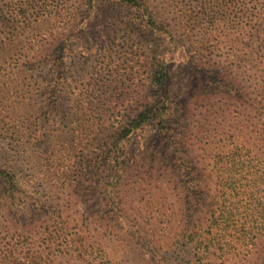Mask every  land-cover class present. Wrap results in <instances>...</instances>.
Masks as SVG:
<instances>
[{
    "label": "rangeland",
    "instance_id": "obj_1",
    "mask_svg": "<svg viewBox=\"0 0 264 264\" xmlns=\"http://www.w3.org/2000/svg\"><path fill=\"white\" fill-rule=\"evenodd\" d=\"M133 1L0 0V264H154L153 230L203 224L187 181L213 194L235 164L212 149L264 160V0ZM157 79L167 134L136 131L114 171L109 137ZM92 96L105 117L87 125Z\"/></svg>",
    "mask_w": 264,
    "mask_h": 264
},
{
    "label": "trees",
    "instance_id": "obj_2",
    "mask_svg": "<svg viewBox=\"0 0 264 264\" xmlns=\"http://www.w3.org/2000/svg\"><path fill=\"white\" fill-rule=\"evenodd\" d=\"M116 1L136 6L133 0ZM153 84L148 90V93H151L150 104L136 118L122 125L118 133L109 137L111 152L109 155L106 154L104 160L114 171L118 170L119 163H123V169L125 168L124 155L136 131L150 124L155 126L157 131L167 134L165 132L167 127L164 124L170 116L168 108L170 92L167 90L165 93L162 90L164 82L161 79L153 81ZM97 99L98 96L90 97L88 111L77 112L75 120L92 125L93 122L103 119L105 117L103 104L99 107L93 106V103L99 102ZM174 146L177 144L171 139L165 144L167 149ZM183 150L184 159L179 161L182 163V168L188 171L189 161L192 160L188 158L190 150L186 145H183ZM212 151L214 152L212 158L216 157L217 161L230 155L232 158L235 157V164L219 168L218 181L217 184L215 183L216 189L213 194H210L209 189L206 192L201 187L196 189L197 186L187 181L189 193L195 196L204 212L203 224L200 221L190 225L187 234L180 237V241L160 235L159 233L164 232L161 228L153 230L152 237L143 245L154 264H204V259H208L210 255L217 256L216 253L219 255L217 258L223 259L224 263L230 258L234 260L233 264L258 262L264 264V160H252L248 151L237 145L232 149H226L221 144ZM94 166L99 167L98 164ZM236 166L240 171H236ZM2 174L3 172H0V177L7 175ZM115 175L117 177L116 172ZM119 188L115 187L112 192L114 211L117 208L113 203L118 199ZM190 198L189 203L195 205L192 197Z\"/></svg>",
    "mask_w": 264,
    "mask_h": 264
}]
</instances>
